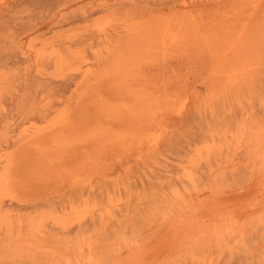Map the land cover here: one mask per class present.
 <instances>
[{
	"label": "rangeland",
	"instance_id": "1",
	"mask_svg": "<svg viewBox=\"0 0 264 264\" xmlns=\"http://www.w3.org/2000/svg\"><path fill=\"white\" fill-rule=\"evenodd\" d=\"M0 264H264V0H0Z\"/></svg>",
	"mask_w": 264,
	"mask_h": 264
}]
</instances>
